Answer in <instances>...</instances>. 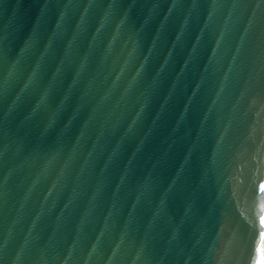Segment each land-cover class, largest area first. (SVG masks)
Segmentation results:
<instances>
[{
  "label": "water",
  "instance_id": "water-1",
  "mask_svg": "<svg viewBox=\"0 0 264 264\" xmlns=\"http://www.w3.org/2000/svg\"><path fill=\"white\" fill-rule=\"evenodd\" d=\"M264 0H0V264H258Z\"/></svg>",
  "mask_w": 264,
  "mask_h": 264
},
{
  "label": "snow or ice",
  "instance_id": "snow-or-ice-1",
  "mask_svg": "<svg viewBox=\"0 0 264 264\" xmlns=\"http://www.w3.org/2000/svg\"><path fill=\"white\" fill-rule=\"evenodd\" d=\"M261 223L264 224V219L261 220ZM258 264H264V255L261 256V259L258 261Z\"/></svg>",
  "mask_w": 264,
  "mask_h": 264
}]
</instances>
